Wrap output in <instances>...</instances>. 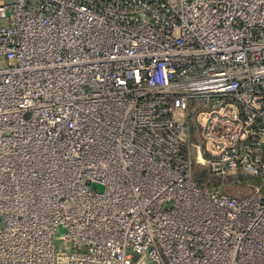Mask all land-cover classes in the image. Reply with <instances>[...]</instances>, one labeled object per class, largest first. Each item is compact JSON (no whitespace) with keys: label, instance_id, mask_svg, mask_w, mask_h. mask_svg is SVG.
<instances>
[{"label":"built area","instance_id":"1","mask_svg":"<svg viewBox=\"0 0 264 264\" xmlns=\"http://www.w3.org/2000/svg\"><path fill=\"white\" fill-rule=\"evenodd\" d=\"M0 60V264H264V0L0 2Z\"/></svg>","mask_w":264,"mask_h":264},{"label":"rangeland","instance_id":"2","mask_svg":"<svg viewBox=\"0 0 264 264\" xmlns=\"http://www.w3.org/2000/svg\"><path fill=\"white\" fill-rule=\"evenodd\" d=\"M5 66V61L0 60V68ZM199 137L197 136V131L194 129L190 131L189 144L187 153L191 160V174L192 177L195 175H202L201 185L208 189H220L224 192L233 194V195H242L248 192L249 187L258 186L260 181L251 177H248L246 174L238 172L235 176L229 175L224 178H219L213 176L207 165L195 161V154L192 144L197 143ZM204 174V175H203ZM99 190L102 189L101 185H95ZM256 197L260 198L261 193H256Z\"/></svg>","mask_w":264,"mask_h":264},{"label":"trees","instance_id":"3","mask_svg":"<svg viewBox=\"0 0 264 264\" xmlns=\"http://www.w3.org/2000/svg\"><path fill=\"white\" fill-rule=\"evenodd\" d=\"M204 175V174H203ZM193 179H194V181L197 183V184H199L200 186H202L201 185V180H202V175H195L194 177H193ZM203 187V186H202ZM203 188H205V187H203ZM206 189H208V188H206ZM208 190H210V189H208Z\"/></svg>","mask_w":264,"mask_h":264},{"label":"crops","instance_id":"4","mask_svg":"<svg viewBox=\"0 0 264 264\" xmlns=\"http://www.w3.org/2000/svg\"><path fill=\"white\" fill-rule=\"evenodd\" d=\"M11 0H0V2H9Z\"/></svg>","mask_w":264,"mask_h":264}]
</instances>
